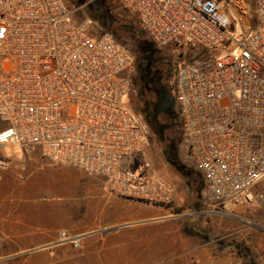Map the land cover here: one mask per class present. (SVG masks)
<instances>
[{"label": "built area", "instance_id": "2783aa9c", "mask_svg": "<svg viewBox=\"0 0 264 264\" xmlns=\"http://www.w3.org/2000/svg\"><path fill=\"white\" fill-rule=\"evenodd\" d=\"M120 2L157 47L208 50L176 67L173 82L179 159L204 182L198 212L250 203L264 179V0ZM73 14L64 0H0V147L99 176L109 196L171 205L176 187L148 160L122 166L150 144L147 121L124 99L133 52ZM231 40L239 53H211ZM10 164L0 158V171ZM82 239L60 232L56 244L79 249Z\"/></svg>", "mask_w": 264, "mask_h": 264}, {"label": "rangeland", "instance_id": "374dc122", "mask_svg": "<svg viewBox=\"0 0 264 264\" xmlns=\"http://www.w3.org/2000/svg\"><path fill=\"white\" fill-rule=\"evenodd\" d=\"M64 1L74 11L75 20L91 17L98 33L109 31L113 37L125 40L134 54V65L129 73L131 87L124 99L135 112L148 119L153 117L156 127L145 153L124 158L122 166L137 171L139 160H148L152 172L171 182L179 197L183 198V202L172 204L168 210L180 215L169 221L172 230H161L152 243L142 240V247L150 245L143 258L148 259L149 264H264V181L253 188L254 198L248 204L232 206L223 214L193 215L190 213L199 204L201 184L198 175L184 166L186 175L182 176L173 165L176 161L181 163L178 155L181 134H174V117L167 111L173 105L168 80L174 82L176 67L208 50L197 47L192 51L185 46L177 48L174 44L157 47L142 31L135 15L122 7L120 0ZM229 32L237 39L241 37L240 30L234 26ZM239 51V46L231 40L212 49L211 53L215 56L233 55ZM167 67H170L168 78L163 75ZM173 139H176V151ZM33 151L44 159L38 149ZM26 154L20 145L0 147V158L10 159L7 170L16 175L23 168L34 171L32 163L24 160ZM76 250L64 252L69 258L68 264L79 261L80 248Z\"/></svg>", "mask_w": 264, "mask_h": 264}, {"label": "crops", "instance_id": "0c3cea01", "mask_svg": "<svg viewBox=\"0 0 264 264\" xmlns=\"http://www.w3.org/2000/svg\"><path fill=\"white\" fill-rule=\"evenodd\" d=\"M26 153L24 160L32 163L34 171L23 167L17 175L7 169L0 171L2 262L68 264L64 252L77 250L69 244H56L59 233L65 232L83 238L77 264H149L143 255L150 245L140 243H152L161 230L171 231L169 221L180 216L168 212L172 204L183 202L178 191L169 206L124 200L107 195L99 176L51 164L34 151ZM197 175L201 203L204 182ZM190 214L203 215L194 208Z\"/></svg>", "mask_w": 264, "mask_h": 264}, {"label": "trees", "instance_id": "16d2710c", "mask_svg": "<svg viewBox=\"0 0 264 264\" xmlns=\"http://www.w3.org/2000/svg\"><path fill=\"white\" fill-rule=\"evenodd\" d=\"M143 31V30H142ZM144 32V31H143ZM114 38L117 40V41H119V42H121L122 44H124L125 46H127L126 45V43H125V40H123V39H120L119 37H117V36H114ZM128 47V46H127ZM129 48V47H128ZM169 74H170V67H167L165 70H164V72H163V75H164V77H166V78H168L169 77ZM168 87H169V91H168V93H169V95L171 96V97H173L174 96V83L172 82V81H169L168 80ZM167 111H169V113H171V114H173V121H174V123H173V130H174V134L176 135L177 133L179 134H181V128H180V125H179V122H178V118H177V113H176V110H175V108H174V106L173 105H170L169 107H168V110ZM138 115H141V116H143L144 118H145V120L147 121V123H148V125H149V127H150V139H151V137H153V135H154V127H156V121L154 120V118L153 117H150L149 119L148 118H146L142 113H140V112H136ZM172 143H173V145H174V147H175V151L177 150L176 149V147H177V144H176V139L174 140H172ZM173 165H174V167H175V169L177 170V172L180 174V175H182V176H185L186 175V172H185V170H184V166L179 162V161H176V162H174L173 163ZM200 207H201V203H199L197 206H195V210H199L200 209Z\"/></svg>", "mask_w": 264, "mask_h": 264}, {"label": "water", "instance_id": "95a60500", "mask_svg": "<svg viewBox=\"0 0 264 264\" xmlns=\"http://www.w3.org/2000/svg\"><path fill=\"white\" fill-rule=\"evenodd\" d=\"M171 101H172V104H173V101H174V100H173V97H171Z\"/></svg>", "mask_w": 264, "mask_h": 264}]
</instances>
